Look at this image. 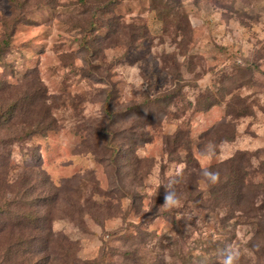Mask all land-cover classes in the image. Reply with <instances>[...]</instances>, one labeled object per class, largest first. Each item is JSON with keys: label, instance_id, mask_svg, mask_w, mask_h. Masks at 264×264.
<instances>
[{"label": "rangeland", "instance_id": "374dc122", "mask_svg": "<svg viewBox=\"0 0 264 264\" xmlns=\"http://www.w3.org/2000/svg\"><path fill=\"white\" fill-rule=\"evenodd\" d=\"M6 43L49 119L0 123V264H264V0H0Z\"/></svg>", "mask_w": 264, "mask_h": 264}, {"label": "trees", "instance_id": "16d2710c", "mask_svg": "<svg viewBox=\"0 0 264 264\" xmlns=\"http://www.w3.org/2000/svg\"><path fill=\"white\" fill-rule=\"evenodd\" d=\"M8 45H9L8 43L0 44V62H2L4 56H5L6 52H7V50L5 48ZM3 90L4 89L0 88V92L3 91ZM26 95L30 96V94H26ZM40 97L41 96H39V98ZM38 105H39L38 99L35 98V95H31L30 97L26 98L24 100V102H22V100H20V99L18 101L11 102L10 103V107H8L7 109L4 106H1L0 107V123H2L3 117L5 115H8V117H6V119H5V121L9 120V118H10V122H13V123H18V122L21 121L23 124H26L28 126L29 125L30 126L31 125H40V126L43 127L42 129H40V131H45L48 128L47 123H45V121L47 119H49V118H47L48 116H45V115L43 116L44 113H42L40 111V109L38 108ZM44 105L45 104L43 103L42 104L43 108H44ZM111 106H112V104H111ZM18 110L23 112V114L21 116L17 117V116H15L14 112L18 111ZM44 112H45V110H44ZM41 114H42V116H41ZM5 121H4L3 125H5ZM44 124H45V126H44ZM7 129H8V126H7ZM7 138L8 137H6V142H7ZM15 139H16V137H14V136H10L9 137L10 141H13ZM8 157H10V154H8V153H7V156L5 155V156L0 157V168L2 169V171L0 172V178H1L0 179L1 180L0 183H2L3 178L6 177V175L8 174V162H7ZM33 178H34V174L30 173L26 178H23L22 181L25 184H29L30 180H32ZM11 182L12 183L13 182H17V178H13ZM19 193H21V189L16 192V195H18ZM23 193L29 194V193L26 192L25 189H24ZM40 199H42V198H40ZM14 202H16V201H14ZM21 202L19 201L20 204H21ZM2 209L3 208L0 206V213L4 212V210H2ZM16 219L22 221V220L26 219V217L20 216L18 214L16 216ZM0 230H3V227Z\"/></svg>", "mask_w": 264, "mask_h": 264}, {"label": "clouds", "instance_id": "9594fccd", "mask_svg": "<svg viewBox=\"0 0 264 264\" xmlns=\"http://www.w3.org/2000/svg\"><path fill=\"white\" fill-rule=\"evenodd\" d=\"M225 264H231V258H229L227 261H225Z\"/></svg>", "mask_w": 264, "mask_h": 264}]
</instances>
